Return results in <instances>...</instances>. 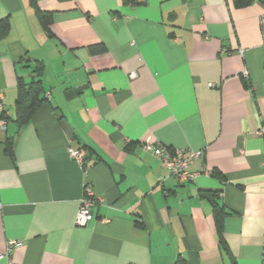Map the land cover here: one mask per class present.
<instances>
[{"label":"crops","instance_id":"crops-1","mask_svg":"<svg viewBox=\"0 0 264 264\" xmlns=\"http://www.w3.org/2000/svg\"><path fill=\"white\" fill-rule=\"evenodd\" d=\"M34 1L0 0V253L20 240L13 264H264V0ZM37 63L45 101L19 127L17 77ZM147 141L199 151L195 178L177 183ZM84 186L96 200L78 225ZM202 191L227 211L228 251Z\"/></svg>","mask_w":264,"mask_h":264},{"label":"built area","instance_id":"built-area-1","mask_svg":"<svg viewBox=\"0 0 264 264\" xmlns=\"http://www.w3.org/2000/svg\"><path fill=\"white\" fill-rule=\"evenodd\" d=\"M258 25L261 35V44L263 50V63H264V9L259 15ZM134 76L135 74H131ZM210 86L213 84H209ZM3 93L0 89V126L4 128L5 119L1 117L4 113L3 108ZM5 114V113H4ZM255 133L264 138V125L260 124ZM143 148L150 152L154 157L158 158L161 164L168 170V172L174 176L177 183H185L195 178L196 172L190 170V164L192 160L199 156V151H190L185 154L184 148L181 147H169L163 144H153L149 141L143 143ZM68 154L70 158L77 163L81 161L83 152L77 148H68ZM96 197L89 187H83L82 196L80 198V207L76 215V223L78 225H85L92 218L91 206L95 202ZM20 240H9L6 243L4 252L0 253V260L5 259L6 264H13L12 252L13 249L20 245Z\"/></svg>","mask_w":264,"mask_h":264},{"label":"trees","instance_id":"trees-1","mask_svg":"<svg viewBox=\"0 0 264 264\" xmlns=\"http://www.w3.org/2000/svg\"><path fill=\"white\" fill-rule=\"evenodd\" d=\"M253 0H233L236 7H244L249 5ZM31 3L36 7L34 0ZM36 13L42 27L47 32L49 30V25L51 23V15L49 12H43L36 8ZM10 30V22L8 18L0 19V38H3L8 34ZM99 48V47H98ZM102 48V47H100ZM100 50V49H99ZM34 75L31 80L26 81L22 76L17 77L16 86V99H15V122L19 127L27 124L38 107L45 101L44 91L41 82V67L37 63L34 67ZM5 118L4 113L1 115ZM13 142L6 140V152L12 155L13 152ZM202 196H206L212 205L213 216L215 220L216 231L219 236V243L225 251H228L225 247L224 237H223V227L222 223L224 217L227 214L226 209L222 204L217 201V191H202ZM233 264L235 260L231 257ZM174 264H184V259L181 257L176 258Z\"/></svg>","mask_w":264,"mask_h":264}]
</instances>
